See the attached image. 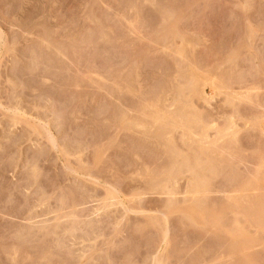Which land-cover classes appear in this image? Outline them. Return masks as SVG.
<instances>
[{
    "label": "rangeland",
    "instance_id": "obj_1",
    "mask_svg": "<svg viewBox=\"0 0 264 264\" xmlns=\"http://www.w3.org/2000/svg\"><path fill=\"white\" fill-rule=\"evenodd\" d=\"M0 264H264V0H0Z\"/></svg>",
    "mask_w": 264,
    "mask_h": 264
}]
</instances>
